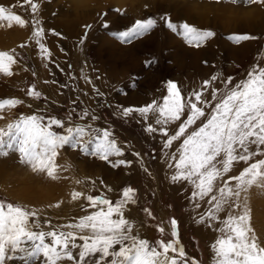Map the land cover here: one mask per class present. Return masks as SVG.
Wrapping results in <instances>:
<instances>
[{"label": "rangeland", "instance_id": "rangeland-1", "mask_svg": "<svg viewBox=\"0 0 264 264\" xmlns=\"http://www.w3.org/2000/svg\"><path fill=\"white\" fill-rule=\"evenodd\" d=\"M34 2L39 5L35 14L24 0H13L16 9H11L28 21L27 26L20 27L13 22V26L9 27L6 21L0 22V52L13 53L17 60L12 65L11 76L0 73V101L16 99L22 102L15 108L0 110V115L4 117L0 119V128L6 129L9 123L21 116L35 115L41 118L43 124L55 118L63 124V127L51 126V131L57 135H66L67 128L76 126L109 131L123 155L111 156L106 162L85 156L78 148L65 145L59 149L55 159L59 168L56 172L58 178L54 180L46 173L33 172L30 166L21 163L20 154L12 151L7 156H0V200L36 211L44 231L67 232L73 229L66 225L78 223L80 218L95 213L100 207L106 209L105 205L90 206L87 196H102L116 203L123 199V190L131 187L135 190L136 202L126 206L124 215L134 224L135 233L157 246L158 241L175 239L171 226V221L175 219L179 246L184 248L188 264H210V238H202L192 231L187 206L171 191L163 189L158 160L165 162L170 152L165 150L163 139L159 137L160 126L135 115V111L124 116V108L137 109L143 107V103L127 104L121 100L132 95L146 97V101L153 99L176 70L180 57L176 55L171 58L168 53L177 50L179 43L191 55L196 48L205 49L210 55L214 53L210 60V57H205V52L199 61L205 67L214 65V73L217 74H223L225 68L228 69L231 75L224 74L223 79L226 77L235 85L245 81L248 73L258 66L256 64L264 67V3H251L250 0ZM150 17L157 20L155 29L129 43L121 42L119 33L131 28L136 20ZM161 17L172 22L175 20L173 23L177 24L187 22L199 29L211 30L216 35L200 47L190 46L182 35L168 29ZM34 21H39V24L34 25ZM249 24L251 27L246 26ZM38 27L44 30L39 40L48 52H43L39 44L36 47L32 45V41L38 39L34 36ZM247 28L252 31L246 32ZM241 34L257 39L234 43L231 37ZM155 43L163 50L161 54ZM208 43L213 50L207 48ZM244 47L249 48L241 56ZM38 50L44 66L39 64L36 57ZM128 51L130 55L137 52L138 64L133 68L128 66L127 79L117 83L114 76L106 79L103 73L109 70L106 64L111 58L109 55L123 54L124 57V52ZM227 52H231V59H222L221 56ZM128 58L131 59L130 56ZM100 63H104V68H100ZM43 68L46 80L42 76ZM160 74L162 77L157 76ZM153 77L155 81L152 82ZM45 84L53 87L52 90ZM33 88L41 94L39 98L28 94ZM112 92L116 98L114 101L108 100ZM149 126L156 129L153 131L156 135L146 129ZM121 159L131 162L127 166H119L123 168L124 176L119 175V167H112V163ZM135 166L140 170L134 171ZM160 168L165 170V164ZM103 169L109 170L108 177H103ZM106 178L114 181L113 184L109 185L111 181ZM73 192H80L83 196L73 200ZM57 204L60 206L56 207ZM251 227L264 247V224ZM160 228L164 231H159ZM258 228L261 233L256 231ZM76 243L81 244L82 241L77 240ZM77 251L73 249L74 254ZM92 259L89 264H94ZM60 264L73 262L65 260Z\"/></svg>", "mask_w": 264, "mask_h": 264}, {"label": "snow or ice", "instance_id": "snow-or-ice-1", "mask_svg": "<svg viewBox=\"0 0 264 264\" xmlns=\"http://www.w3.org/2000/svg\"><path fill=\"white\" fill-rule=\"evenodd\" d=\"M24 2L30 5L33 14L37 12L39 5L34 0ZM250 2L264 3V0ZM161 19L168 29L182 35L190 46L200 47L216 35L211 30H202L187 22L177 24L166 17ZM4 21L9 27L13 26V22L20 27L28 24L11 7L0 5V22ZM33 23L36 25L39 21ZM156 27L157 20L154 18L136 20L131 28L119 33L118 38L122 43H129ZM43 32L42 27L36 28L34 36L38 38L41 50L48 52L39 41ZM231 39L240 44L257 37L241 34L234 35ZM16 63L13 53L0 52V73L11 76L12 65ZM216 79V75L211 78L213 81ZM210 83L208 80L204 81L205 87ZM227 83L231 81L228 80ZM167 91L168 96L163 98L162 105L153 101L137 109L124 108L123 115L129 116L135 111L147 118L152 112L157 114V124L168 125L180 121L185 108L188 109L186 120L165 142V147H171L174 141L184 137L177 149L178 158L175 153L171 157L176 161V172L171 180L174 183H190L195 189L193 199L208 198L207 202L213 207L206 216L200 217L201 223L206 219H218V214L226 207L243 208L242 214L229 213L223 221V227L218 228L222 235L212 245L215 264H264V247L251 227L247 205L252 189L264 192V159L248 164L238 176L228 175L234 164L241 161L247 164L253 157L264 156V67H254L245 81L222 95L218 90H213L211 96L216 101L214 105L202 99V92L193 93L195 102L189 98L185 104L177 83L173 81L167 82ZM28 94L36 98L41 95L34 88ZM20 103L22 102L16 99H5L0 101V110L5 107L15 108ZM198 105H208L211 113L206 116L205 108ZM202 118L204 120L200 126L189 132ZM0 119L4 117L0 115ZM52 125L63 127L62 121L55 118L49 119L47 124H43L41 118L35 115L14 119L6 129L0 128V156H7L12 151L18 152L21 163L30 166L33 172L46 173L55 180L58 178L56 172L59 168L55 159L59 149L65 145L72 149L78 148L85 156H93L106 162L111 156L123 155L107 130L100 132L91 126H76L67 128L66 135H57L51 131ZM160 130L168 136L166 127ZM148 131L156 129L149 126ZM130 163L121 159L112 163V167L127 166ZM134 194V189L125 188L123 199L116 203L102 196H87L90 206L105 205L106 209L100 207L95 213L80 218L78 223L66 225L65 227L73 229L67 232L44 231L36 211L0 200V264H60L65 260L73 264H89L91 258H95L94 264H188L185 250L179 246L175 219L171 221L172 236L175 239L158 241L157 246L151 245L135 233L134 224L124 215L126 206L136 202ZM81 196L83 194L80 192L72 193L73 200ZM196 206L199 207L198 204ZM159 231L163 232L164 229L160 228ZM77 240L82 243L77 244ZM73 249L78 250L76 254Z\"/></svg>", "mask_w": 264, "mask_h": 264}, {"label": "bare ground", "instance_id": "bare-ground-1", "mask_svg": "<svg viewBox=\"0 0 264 264\" xmlns=\"http://www.w3.org/2000/svg\"><path fill=\"white\" fill-rule=\"evenodd\" d=\"M0 5H3V6H6V5L10 6L11 5V8L14 7L16 9V5L13 3V0H0ZM246 26L251 27L250 24L246 25ZM255 30H258V29H255ZM248 31H252V29L247 28L246 32H248ZM39 41H40V44H42L41 39ZM32 42H33V44H32L33 47H36V45L38 44L36 39H34ZM173 43H177V42H173ZM155 45L157 47V50H160L159 53L161 54L163 50L156 43H155ZM208 46H207V48L209 50H211V49L213 50V47L210 43H208ZM38 47H40V46L38 45ZM248 48L249 47H244V49H242L241 56L244 55V53L248 50ZM205 52H206L205 49L203 50L201 48H196V51L193 53V55H191L188 49H182L181 43H179V45L177 46V50L173 49L169 53L167 52L168 57L173 58L176 55H179V57H180V61L176 65V70L173 71L172 75L170 76L171 78L168 81H173V82L177 83V85L181 91V95L183 97V102L185 104L187 103V100L189 98H191L193 100V102H195L193 93L202 92L203 93L202 99L208 100L210 105H214L216 103V101L212 100V96H211V93L213 90H218L219 94L222 95L223 93L227 92L230 88H234L236 86L235 82H233L232 80H230L231 83H227L228 80H226V77L224 79L222 78L224 76V74L228 75V76L231 75V73L228 69L225 68L223 74L222 73L217 74V73H214V70H215L214 65L205 67L201 64V61H199V60H200V58H202V56L205 54ZM135 53H137V52H135ZM135 53L130 55L129 51L124 52L125 58L123 57V54H120L119 56H115L116 54L111 53L109 55V56H111V58H108V61H106L107 62L106 64L109 65V70L106 71L105 73H103V74H105V76H107L106 79L112 78L114 76L117 78V79L115 78L116 83L121 81L122 79L126 80L127 79L126 71L128 70V66L130 65L129 67L133 68L134 65L137 66V64H138V63H136L138 61V59H137ZM38 54H39V50H38L37 56L36 55L35 56L37 57L39 64L41 66H44L43 65V57H42V55H38ZM210 54L211 53L206 52L205 57L208 56V57H210L209 59L211 60V58L214 56L213 55L214 53L212 55H210ZM128 56H130L131 59H129ZM226 57H227V60H230L232 57L231 52H227L226 55L224 54L223 56H221V58L224 60H226ZM256 65L259 66V64H256ZM97 66H98V64H97ZM102 66H104V63L100 65L101 69L104 68ZM170 68H172V67H170ZM134 70H136V69H134ZM177 73L180 74V76H178ZM214 75L218 76V79L213 81V80H211V78ZM42 76H44V78L46 80L47 75H46V71L44 68H43ZM157 76L162 77L161 74L157 75ZM86 80L87 79H85L83 81H86ZM206 80L211 82L210 85L207 87H205V85H204V81H206ZM153 81H155V77L152 78V82ZM46 87L49 88L50 90H52V88H53V87L51 88L48 84L46 85ZM100 87H101V84H100ZM165 96H168L167 83L159 92H156V96L149 101H146V97H137L135 95H132L128 99L121 100V101H126L125 103H127V104H132L133 102H141V103H143V107L153 103V101H155L156 104H158V105H162L163 104V98ZM108 100H111V101L116 100L113 92H112V94H110V96H108ZM198 106H202L205 108L206 116L211 113V107H209L208 105H198ZM136 114L140 115L139 112L135 113V115ZM187 114H188V109L185 108V114L181 117L180 121H176L175 123H170L168 125L156 123L158 126H160V129L166 127L168 130V136H165L162 133V131L158 132L159 137L163 139L162 144L165 145V142L168 139V137L175 134V131L178 129L179 125L184 120H186ZM140 117L143 119L149 120V121L156 122L157 114H153L152 112H150L148 114L147 118H145L141 115H140ZM203 120H204V118H202L201 120H198L197 123L195 125H193L188 131L191 132L194 129L198 128ZM146 129L148 130V128H146ZM149 132H153V131H149ZM183 138L184 137H182L179 141H174L171 147L165 148V146H164L165 150L170 152V156L166 159L165 162L158 160V168L161 171V172H159V174L162 178L161 179L162 180V186H163V189H165L166 191H171L174 195H176L180 199V201H182L187 206L188 210L190 211L192 231L194 233L198 234L199 236H201L202 238H206V237L210 238L211 244L213 245L215 243V241L222 235V233L220 231H218V228L223 227V221L227 217V215L229 213H231L232 215L242 214L243 208H241V209H229L226 207L223 212L218 214V217H219L218 219H215V220L206 219L205 222H203V223L200 222V217L206 216V214L213 207L212 204L207 202L208 198L206 197L204 200H200L199 198L193 199L192 194H193V191L195 189L193 188V186L190 183H188L187 181H178V182L174 183L171 180V177L176 172V169L174 167L176 161H174L171 157H172V154L175 153L177 155V158H178L179 153L177 152V149L180 148V145L182 144ZM253 150H254V146H253ZM128 158H130V157H128ZM259 159H264V156L253 157V159L251 161H249L247 164L243 161L234 164L232 171L228 175L229 176H238L240 174V172L243 171V169L248 166V164L254 163V162H256V160H259ZM163 164H165V170H162L160 168V166ZM169 165H173V166L170 167ZM133 168L135 169L134 171H136V172L138 170H140L139 169L140 167H138V166H135ZM122 169H123L122 167H119L117 169V171H118V173L120 172L119 175L124 176V172ZM102 172H103V177H108L110 175L108 169L107 170L103 169ZM107 180L111 181V183L109 185H112L114 182L110 179H107ZM233 184H234V182H233ZM197 204L199 205V207L196 206ZM247 205H248V208L250 210L251 226L257 225L259 223L264 224V192H259L256 189H252L250 192L249 199L247 201ZM256 231L258 233H261L259 228ZM215 259H216L215 253L213 251V248H211L210 264H215ZM92 260L94 261L95 258Z\"/></svg>", "mask_w": 264, "mask_h": 264}]
</instances>
